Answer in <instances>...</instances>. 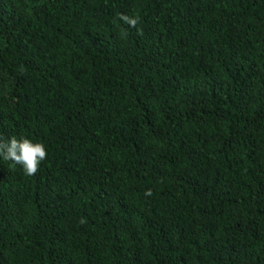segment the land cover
Returning a JSON list of instances; mask_svg holds the SVG:
<instances>
[{"label": "trees", "instance_id": "trees-1", "mask_svg": "<svg viewBox=\"0 0 264 264\" xmlns=\"http://www.w3.org/2000/svg\"><path fill=\"white\" fill-rule=\"evenodd\" d=\"M13 136L0 264H264V0H0Z\"/></svg>", "mask_w": 264, "mask_h": 264}, {"label": "clouds", "instance_id": "clouds-1", "mask_svg": "<svg viewBox=\"0 0 264 264\" xmlns=\"http://www.w3.org/2000/svg\"><path fill=\"white\" fill-rule=\"evenodd\" d=\"M129 22L133 25L136 23L135 20ZM46 155L44 144L27 137L13 136L7 140H0V159L19 164L26 175L35 174Z\"/></svg>", "mask_w": 264, "mask_h": 264}]
</instances>
